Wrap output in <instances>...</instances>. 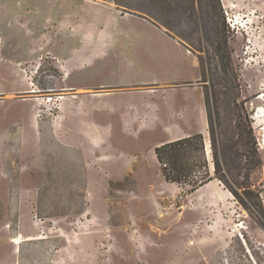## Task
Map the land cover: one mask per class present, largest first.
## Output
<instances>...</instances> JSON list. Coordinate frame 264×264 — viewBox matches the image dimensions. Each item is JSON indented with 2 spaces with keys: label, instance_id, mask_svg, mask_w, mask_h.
Wrapping results in <instances>:
<instances>
[{
  "label": "rangeland",
  "instance_id": "1",
  "mask_svg": "<svg viewBox=\"0 0 264 264\" xmlns=\"http://www.w3.org/2000/svg\"><path fill=\"white\" fill-rule=\"evenodd\" d=\"M0 264H264V0H0Z\"/></svg>",
  "mask_w": 264,
  "mask_h": 264
},
{
  "label": "trees",
  "instance_id": "2",
  "mask_svg": "<svg viewBox=\"0 0 264 264\" xmlns=\"http://www.w3.org/2000/svg\"><path fill=\"white\" fill-rule=\"evenodd\" d=\"M194 139L197 140L198 148H202V137L200 136V134L163 143L154 148L157 161L163 166L162 173L166 181L176 182L179 184L182 182L181 176H178L176 173L181 172L180 165L182 162L180 161V159L182 158V156H184L185 151L191 145ZM167 160L174 167L167 169V163H165V161ZM192 182L194 184L192 185V190H194L196 189V186L199 187L203 185L205 183V179L203 178L200 180H192Z\"/></svg>",
  "mask_w": 264,
  "mask_h": 264
},
{
  "label": "crops",
  "instance_id": "3",
  "mask_svg": "<svg viewBox=\"0 0 264 264\" xmlns=\"http://www.w3.org/2000/svg\"><path fill=\"white\" fill-rule=\"evenodd\" d=\"M165 32V31H164ZM185 53H186V55H187V52H186V50H185ZM190 131H192V130H190ZM183 136H185V137H190L191 136V134H192V132H188V130H183ZM185 137H182V138H185ZM174 141V140H173ZM167 142H171V140H168ZM166 142V143H167ZM212 185V187L214 188V190H215V192H214V194H215V196H217L218 198H225L226 199V196H225V194H224V190L222 189V188H220V187H218V186H216L215 184H211ZM200 241V245H201V243H202V241L203 240H199ZM220 245H221V243H220ZM218 246H219V243H218ZM224 249V248H223ZM216 250H217V242L216 241H214V243H209L208 244V247H207V249H206V251H207V253L210 255V256H212L213 255V257L214 256H216V254H215V252H216Z\"/></svg>",
  "mask_w": 264,
  "mask_h": 264
},
{
  "label": "bare ground",
  "instance_id": "4",
  "mask_svg": "<svg viewBox=\"0 0 264 264\" xmlns=\"http://www.w3.org/2000/svg\"><path fill=\"white\" fill-rule=\"evenodd\" d=\"M29 85H32V82H29ZM29 92H36V90H31V91H29ZM61 99H62V97H61ZM240 228H244V226H240V225H238ZM15 243H19V241L18 240H16L15 241ZM242 244V246H244V248L246 249V252L249 254V258L250 259H252L251 257H252V253H251V251H250V249H249V247H248V245H247V242L246 241H244V242H241ZM254 263V262H253Z\"/></svg>",
  "mask_w": 264,
  "mask_h": 264
},
{
  "label": "flooded vegetation",
  "instance_id": "5",
  "mask_svg": "<svg viewBox=\"0 0 264 264\" xmlns=\"http://www.w3.org/2000/svg\"><path fill=\"white\" fill-rule=\"evenodd\" d=\"M73 88L72 87H65V88H63V90L62 91H71ZM55 91V90H57L56 88H53L52 89V91ZM60 91H61V88L59 89ZM67 93H71V92H67Z\"/></svg>",
  "mask_w": 264,
  "mask_h": 264
}]
</instances>
